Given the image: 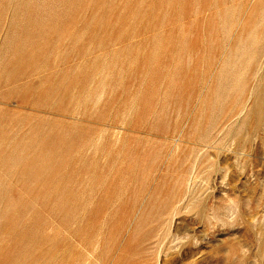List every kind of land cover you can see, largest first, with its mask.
<instances>
[{
  "label": "rangeland",
  "instance_id": "1",
  "mask_svg": "<svg viewBox=\"0 0 264 264\" xmlns=\"http://www.w3.org/2000/svg\"><path fill=\"white\" fill-rule=\"evenodd\" d=\"M0 264H264V0H0Z\"/></svg>",
  "mask_w": 264,
  "mask_h": 264
},
{
  "label": "bare ground",
  "instance_id": "2",
  "mask_svg": "<svg viewBox=\"0 0 264 264\" xmlns=\"http://www.w3.org/2000/svg\"><path fill=\"white\" fill-rule=\"evenodd\" d=\"M233 133H234V132H233ZM227 134L229 135V133H227ZM233 135H234V134H233ZM226 136H227V135H226ZM231 136H232V135H231ZM231 136H229V138H230ZM217 137H218V136H217ZM236 137H237V136H235V137H233V138H236ZM227 138H228V137H227ZM229 138H228V139H229ZM233 138H232V140H236V139H233ZM207 139H208V138H207ZM215 139H216V138H215ZM220 139H221V138H220ZM224 139H225V138H224ZM203 140H204V143H205V142H206V141H205L206 139H203ZM237 140L239 141V139H237ZM207 141H208V140H207ZM224 141H225V140H224ZM226 141H227V140H226ZM226 141H225V142H226ZM230 141H231V140H230ZM220 142H221V141H220ZM201 143L203 144V142H201ZM212 143H213V142L211 141V144H212ZM232 143H233V141H232ZM208 144H210V143H208ZM211 144H210V146H211ZM229 144H231V143H229ZM195 145H196V144H195ZM225 145H226V144H225ZM233 145H234V144H233ZM215 147H216V146H215ZM218 147H219V146H218ZM221 147H222V146H221ZM227 147H228V145H227ZM227 147H226V148H227ZM199 148H201V147H199ZM208 148H209V147H208ZM223 148H224V147H223ZM228 148H229V147H228ZM230 148H232V147H230ZM237 148H238V147H237ZM194 149H195V147H194ZM194 149H193V150H194ZM221 149H222V148H221ZM224 149H225V148H224ZM232 149H233V148H232ZM238 149H239V148H238ZM227 150H228V149H227ZM234 150H236V149H234ZM201 151H202V150H201ZM201 151H199V152H201ZM231 151H232V150H231ZM199 152H198V153H199ZM227 152H228V151H227ZM235 152H236V151H235ZM211 153H212V152H211ZM211 153H210V154H211ZM218 153H219V152H218ZM222 153H224V151H223ZM228 153H229V152H228ZM238 153H239V152H238ZM175 154H176V153H173V154L171 155L170 160H172L173 157L176 156ZM192 154H193V152H192ZM200 154H201V153H200ZM239 154H240V153H239ZM197 155H198V154H197ZM217 155H218V154H217ZM225 155H226V153H225ZM232 155H234V154L232 153ZM236 155H237V154H236ZM198 156H199V155H198ZM203 156H204V155H202L201 158H200V157H199V158L202 159ZM210 156H212V155H210ZM239 156H240V155H239ZM212 157H213V156H212ZM222 157H223V156H222ZM234 157H235V156H234ZM223 158H224V157H223ZM223 158H222V159H223ZM236 158H238V156H236ZM200 159H199L198 164H197L196 167H195L196 170H197V167L199 168V165H201V163H202V160H200ZM210 159H211V158H210ZM210 159H209V160H210ZM212 159H213V158H212ZM225 159H226V158H225ZM216 160H217V159H216ZM228 160H229V158H228ZM238 160H239V159H238ZM190 161H191V159L189 158V159H188V162H190ZM217 161L219 162V160H217ZM217 161H216V162H217ZM226 161H227V159H226ZM195 162H196V160H195ZM216 162H215V163H216ZM221 162H222V161H221ZM235 162H236V161H235ZM235 162H234V163H235ZM204 163H205V162H204ZM219 163H220V162H219ZM219 163H218V164H219ZM237 163H238V162H237ZM193 164H194V163H193ZM193 164H192V165H193ZM211 164H213V163H211ZM211 164H209V165H211ZM227 164H229V163H227ZM213 165L215 166V164H213ZM213 165H212V166H213ZM224 165H225V164H224ZM237 165H238V164H237ZM194 166H195V165H193V169H194ZM217 166H219V165H217ZM221 166H222V165H221ZM226 166H229V165H226ZM226 166H224V168H225ZM191 167H192V166H191ZM206 167L208 168L209 166H206ZM229 167H231V166H229ZM221 168H223V167H221ZM224 168L221 169V170L224 171ZM218 169H219V168H217L216 170H218ZM229 169H230V168H229ZM229 169H228V170H229ZM203 170H204V169H203ZM207 170H208V169H207ZM210 170H211V169H210ZM210 170H209V171H210ZM221 170H220V171H221ZM238 170H239V169H238ZM193 171H194V170H193ZM193 171H192V173H193ZM204 171H205V170H204ZM204 171H203V172L201 171V172H202L203 174H204L205 172H207V171H205V172H204ZM209 171H208V172H209ZM190 172H191V171H190ZM208 172H207V173H208ZM214 172H215V171H214ZM231 172H232V171L230 170V173H231ZM192 173H191V174H192ZM202 173H201V174H202ZM210 173H211V172H210ZM221 173H222V172H221ZM226 173H228V172H226ZM195 174H196V173H195ZM215 174H216V173H215ZM208 175H210V174H208ZM218 175H219V174H218ZM225 175H226V174L224 173V176H225ZM228 175H229V174H228ZM228 175H227V177H228ZM190 176H191V175H190ZM194 176H195V175H194ZM199 176H200V175H199ZM203 176H204V175H203ZM211 176H212L213 178L215 177L214 175H211ZM219 176H220V175H219ZM224 176H223V177H224ZM227 177H226V178H227ZM201 178H202V177H201ZM201 178H200V180H201ZM205 178H207V177H205ZM205 178L203 177V179H205ZM208 178H209V177H208ZM224 178H225V177H224ZM224 178H223V179H224ZM189 179H190V178H189ZM192 179H194V178L192 177L191 180H192ZM217 179H218V178H217ZM194 180H195V179H194ZM209 180H211V179H209ZM212 180H213V179H212ZM198 181H199V180H198ZM203 181H204V180H203ZM205 181H207V180H205ZM205 181H204V182H205ZM213 181H214V180H213ZM218 181H220V180L218 179L217 182H218ZM221 181H222V180H221ZM223 181H224V180H223ZM227 181H228V180H227ZM227 181H224V182L227 183ZM189 182H190V181H189ZM189 182H187V184H189ZM193 182L197 183L199 186H203V184L200 185V184H199L198 182H196V181H193ZM210 182H211V181H210ZM195 183H194V184H195ZM214 183H216V182H214ZM220 183H221V182H220ZM204 184H206V183H204ZM207 184H208V183H207ZM223 184H224V183H223ZM227 184H228V183H227ZM211 185H213V184H211ZM225 185H226V184H225ZM199 186H197V188H196V187H195V188L198 189ZM222 186H223V185H222ZM187 187H189V185H188ZM190 187H191V186H190ZM214 187H215V186H214ZM219 187H220V186H219ZM193 188H194V187H193ZM209 188H210V187H209ZM209 188H208V189H209ZM208 189H207V190H208ZM221 189H222V188H221ZM188 190H190V189H188ZM217 190H218V189H217ZM223 190H224V189H223ZM192 191H193V190H192ZM192 191H191V192H192ZM205 191H206V190H204V192H205ZM211 191H212V190H210V192H211ZM219 191H220V190H219ZM224 191H225V190H224ZM224 191H223V193H224ZM188 192H189V191H188ZM206 192H207V191H206ZM206 192H205V193H206ZM226 192H227V191H226ZM215 193H216V192H215ZM223 193L221 192V194H223ZM186 194H188V193L186 192ZM199 194H200V193H199ZM202 194H203V193H202ZM221 194H220V195H221ZM229 194H230V193H229ZM200 195H201V194H200ZM204 195H205V194H204ZM225 195H226V194H225ZM188 196H189V195H188ZM217 196H218V195H217ZM226 196H228V195H226ZM230 196H231V194H230ZM195 197H196V195H195ZM198 197H199V196H198ZM204 197H205V196H204ZM204 197H202V198H204ZM187 198H188V197H187ZM200 198H201V197H200ZM202 198H201V199H202ZM207 198H208V197H207ZM211 198H212V197H211ZM211 198H210V200H213V199H211ZM213 198H215V197H213ZM216 198H217V197H216ZM223 198H224V197H223ZM226 198H228V197H226ZM229 198H230V197H229ZM232 198L234 199V196H233ZM197 199H198V198H197ZM197 199H196V200H197ZM201 199H200V200H201ZM187 200H188V199H187ZM190 200H191V199H190ZM190 200H189V201H190ZM202 200H203V199H202ZM208 200H209V199H208ZM208 200L206 199L207 202H208ZM222 200H223V199H222ZM185 201H186V200H185ZM192 201H193V200H192ZM192 201H191V202H192ZM206 201H204V202H206ZM219 201H220V199H219ZM227 201H228V200H227ZM234 201H236V198H235ZM182 202H184V200L182 199V195H181L180 198H179V199L174 203V205H173V211H172L173 214L176 213V211L178 210V208L175 207V206H176L177 204H180V203L183 204ZM198 202H200V201H198ZM202 202H203V201H202ZM202 202H201V203H202ZM213 202H214V201H212V203H213ZM193 204H194V203H193ZM198 204H199V203H198ZM216 204H217V203H216ZM229 204H231V203H229ZM217 205H218V204H217ZM184 206H185V205H184ZM194 206H196V203L194 204ZM200 206H201V205H200ZM207 206H208V205H207ZM211 206H214V205H211ZM219 206H220V205H219ZM230 206H231V205H230ZM235 206H236V205H235ZM188 207H189V206H188ZM231 207H232V206H231ZM186 208H187V207H186ZM191 208H193V207H191ZM211 208H212V207H211ZM211 208H210V209H211ZM214 208H215V207H214ZM223 208H224V205H223ZM227 208H228V207H227ZM237 208H238V207H237ZM181 209H184V208L182 207ZM196 209H197V208H196ZM238 209H239V208H238ZM184 210H185V209H184ZM186 210H187V209H186ZM189 210H190V209H189ZM189 210H188V211H189ZM224 210H225V209H224ZM226 210H230V209H226ZM235 210H236V209H235ZM208 211H209V210H208ZM210 211H211V210H210ZM219 211H220V210H219ZM231 211H232V209H231ZM195 212H197V210H196ZM206 212H207V210H206ZM233 212H234V211H233ZM213 213L215 214V211H214ZM221 213H223V212H221ZM235 213H236V211H235ZM194 214H195V213H194ZM207 214H208V213H207ZM207 214H206V215H207ZM210 214H211V212H210ZM210 214H209V215H210ZM214 214H213V217H214ZM224 214H225V212H224ZM226 214H227V213H226ZM202 215H203V213H202ZM211 215H212V214H211ZM232 215H233V214H232ZM215 216L217 217V214H216ZM223 216H224V215H223ZM227 216H228V215H227ZM205 217H207L208 220H209L208 215L205 216ZM213 217H212V218H213ZM218 217H219V216H218ZM218 217H217V218H218ZM210 218H211V217H210ZM219 218H221V217H219ZM226 218H228V217H226ZM169 219H170V218H169ZM195 219H196V218H195ZM214 219H215V218H214ZM230 219H232V218L230 217ZM191 220H192V219H191ZM201 220H202V219H201ZM167 221H168V220H167ZM173 221H174V219H173ZM214 221H215V220H214ZM219 221H220V220H219ZM221 221L223 222V220H221ZM221 221H220V222H221ZM224 221H225V219H224ZM168 222H169V221H168ZM199 222H200V221H199ZM202 222H204V221H202ZM212 222H213V221H212ZM217 222H218V221H217ZM172 223H173V222H171V224H172ZM227 223H228V222H227ZM166 224H167V223H166ZM204 224H205V223H204ZM212 224H213V223H212ZM212 224H211V225H212ZM221 224H222V223H221ZM215 225H216V224H215ZM222 225H224V224H222ZM222 225H221V226H222ZM167 226H168V225H167ZM166 228H167V227H166ZM171 228H172V227H171ZM191 228H192V227H191ZM186 229H187V228H186ZM170 230H171V229H170ZM190 230H191V229H190ZM188 231H189V229H188ZM191 231H192V230H191ZM174 232H175V231H174ZM170 233L172 234L171 231H170ZM184 233H185V232H184ZM188 233H189V232H188ZM192 233H193V232H192ZM165 234H166V232H165ZM178 234H179V233H178ZM168 235H169V233H168ZM173 235H174V237H175L177 234L175 235V233H173ZM181 235H182V233H181ZM169 236H170V235H169ZM177 236H178V235H177ZM179 236H180V235H179ZM179 236H178V237H179ZM183 236H184V235H183ZM194 236H195V234H194ZM180 237H181V236H180ZM172 238H173V237H172ZM158 239H159V238H158ZM174 239H175V238H174ZM181 239H183V238H181ZM184 239H185V238H184ZM165 240H167V239H165ZM176 240H177V239H176ZM176 240H173V241H176ZM178 240H179V239H178ZM178 240H177V241H178ZM177 241H176V242H177ZM179 241H182V240H179ZM169 242H170V241H169ZM173 243H174V242H173ZM178 243H179V242H178ZM164 244H165V243H164ZM174 244H175V243H174ZM176 244H177V243H176ZM176 244H175V245H176ZM189 244H190V243H189ZM180 246H181V245H180ZM160 247H161V246H160ZM162 247H164V245H163ZM165 247H166V246H165ZM167 247H169L168 243H167ZM173 248H174V247H173ZM178 248H179V247H178ZM176 249H177V248H176ZM162 250H163V248L161 249V251H162ZM165 250H166V249H165ZM165 250H163V251H165ZM171 250H173V249H171ZM178 250H179V249H178ZM166 252H167V251H166ZM161 253H162V252H161ZM161 253L158 252V255L161 254ZM163 253H164V252H163ZM163 253H162V254H163ZM167 253H168V252H167ZM180 253H181V252H180ZM160 256H161V255H160ZM157 259H158V258H157Z\"/></svg>",
  "mask_w": 264,
  "mask_h": 264
}]
</instances>
